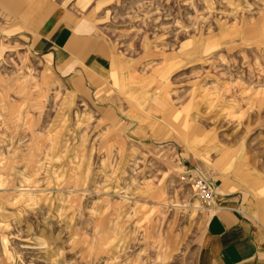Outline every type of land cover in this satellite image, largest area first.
I'll return each mask as SVG.
<instances>
[{
  "label": "rangeland",
  "instance_id": "obj_1",
  "mask_svg": "<svg viewBox=\"0 0 264 264\" xmlns=\"http://www.w3.org/2000/svg\"><path fill=\"white\" fill-rule=\"evenodd\" d=\"M52 1L111 73L63 78L0 23V264H195L206 172L264 241V0Z\"/></svg>",
  "mask_w": 264,
  "mask_h": 264
},
{
  "label": "crops",
  "instance_id": "obj_2",
  "mask_svg": "<svg viewBox=\"0 0 264 264\" xmlns=\"http://www.w3.org/2000/svg\"><path fill=\"white\" fill-rule=\"evenodd\" d=\"M25 28L33 49L44 52L56 74L100 87L110 75L111 59L96 26L74 9L52 0H0V23ZM99 84H101L99 86ZM213 185L210 208L195 264H264V241L241 208L234 183L205 173Z\"/></svg>",
  "mask_w": 264,
  "mask_h": 264
},
{
  "label": "built area",
  "instance_id": "obj_3",
  "mask_svg": "<svg viewBox=\"0 0 264 264\" xmlns=\"http://www.w3.org/2000/svg\"><path fill=\"white\" fill-rule=\"evenodd\" d=\"M183 180L191 186L202 205L208 207L209 209L213 206V185L210 182L194 174L186 175L183 177Z\"/></svg>",
  "mask_w": 264,
  "mask_h": 264
},
{
  "label": "bare ground",
  "instance_id": "obj_4",
  "mask_svg": "<svg viewBox=\"0 0 264 264\" xmlns=\"http://www.w3.org/2000/svg\"><path fill=\"white\" fill-rule=\"evenodd\" d=\"M198 208H203V207H200V206H199ZM210 211H211V210H210Z\"/></svg>",
  "mask_w": 264,
  "mask_h": 264
}]
</instances>
